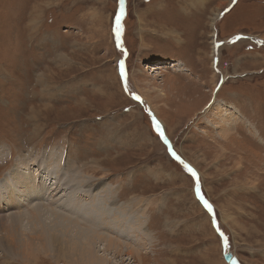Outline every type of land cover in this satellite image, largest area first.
Wrapping results in <instances>:
<instances>
[{"label":"rangeland","instance_id":"rangeland-1","mask_svg":"<svg viewBox=\"0 0 264 264\" xmlns=\"http://www.w3.org/2000/svg\"><path fill=\"white\" fill-rule=\"evenodd\" d=\"M123 3L0 0V179L66 157L152 235L109 264H264V0ZM23 221L0 264H80Z\"/></svg>","mask_w":264,"mask_h":264},{"label":"bare ground","instance_id":"bare-ground-1","mask_svg":"<svg viewBox=\"0 0 264 264\" xmlns=\"http://www.w3.org/2000/svg\"><path fill=\"white\" fill-rule=\"evenodd\" d=\"M226 131L222 128L219 134H228ZM50 153H46V165L36 167L27 159L22 165L15 164L0 179V250L14 256L25 245L26 239L22 246H17V242L19 232L23 231L19 226L22 227L26 219L30 231L27 243L37 238L42 247L50 244L55 249L54 254L57 257L63 254L68 262L109 264V253L120 250H125L129 256L139 255V245L152 237L142 228V221L127 222V217H121L118 209L112 211L114 216L111 217L112 208H103L101 201H97L102 200L101 189L96 191L88 177L79 180L70 177L65 181L63 178L71 170L72 162L66 157L63 163L60 159L57 161ZM69 183L71 186L79 183L87 189L65 191L63 186ZM26 258L31 261L29 256Z\"/></svg>","mask_w":264,"mask_h":264},{"label":"snow or ice","instance_id":"snow-or-ice-1","mask_svg":"<svg viewBox=\"0 0 264 264\" xmlns=\"http://www.w3.org/2000/svg\"><path fill=\"white\" fill-rule=\"evenodd\" d=\"M121 5L123 4V0H120ZM123 14V8L121 7L120 11L117 13L116 15V27H115V32H116V36H117V41L119 42V35H120V31H121V26H120V16ZM117 46L119 47V43L117 44ZM120 74L123 77L125 75L124 73V62L120 61ZM136 99H140L138 96L136 97ZM155 127L157 129V131H160V125L159 123H155ZM161 136L163 137V133H161ZM171 150V149H170ZM172 155L177 159L180 160V157L176 155L175 152H172ZM181 163H183V161H181ZM185 168L192 173L193 177H196V172L190 168L188 165H184ZM196 195L197 197L203 202L204 206L207 208V210L209 212L212 211V206L211 204L208 203L207 200L204 199V197L200 194V187H199V181L197 179V183H196ZM213 225H215L216 221L213 219L212 221ZM221 237L223 239V242L225 244V246L227 247L228 241L226 237H223V234L221 233Z\"/></svg>","mask_w":264,"mask_h":264},{"label":"water","instance_id":"water-1","mask_svg":"<svg viewBox=\"0 0 264 264\" xmlns=\"http://www.w3.org/2000/svg\"><path fill=\"white\" fill-rule=\"evenodd\" d=\"M124 4V3H123ZM122 4V6H124ZM151 116H152V118L154 119V120H156V118H155V116L151 113ZM158 123V122H157ZM160 125V124H159ZM160 128H161V125H160ZM163 135L165 136V134L163 133ZM186 162H187V160H185ZM188 163V162H187ZM189 164V163H188ZM189 166L192 168V169H194L190 164H189ZM236 264H237V262H235Z\"/></svg>","mask_w":264,"mask_h":264},{"label":"crops","instance_id":"crops-1","mask_svg":"<svg viewBox=\"0 0 264 264\" xmlns=\"http://www.w3.org/2000/svg\"><path fill=\"white\" fill-rule=\"evenodd\" d=\"M142 12V11H141ZM143 16L145 15L144 13L142 14Z\"/></svg>","mask_w":264,"mask_h":264}]
</instances>
